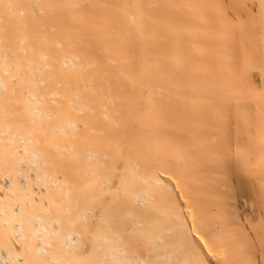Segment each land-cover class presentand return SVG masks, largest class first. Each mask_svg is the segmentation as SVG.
Instances as JSON below:
<instances>
[{
    "label": "bare ground",
    "instance_id": "obj_1",
    "mask_svg": "<svg viewBox=\"0 0 264 264\" xmlns=\"http://www.w3.org/2000/svg\"><path fill=\"white\" fill-rule=\"evenodd\" d=\"M35 1L37 2V4H38V2H40L39 5H40L41 9H43V7L46 9V10L43 9V12L47 11L46 12L47 15L45 13L46 16H48L49 13H52V16H53V12L56 13V15H58L60 13L62 16V14H66V12H67V16H68V14L73 15V16H71L72 18L77 17V16H78V18H83L82 24H84L87 20L91 19V21L86 23V25H88L89 28H86L87 26H85V28H86V31H85L86 38L85 39L86 40H83L84 44L81 45L82 40L79 41V43H78V45L80 44L81 46L85 45L84 49H86L85 51L87 52L86 55L84 52H81L84 54L82 56V59L80 58L81 56L79 57V55H77V57H79V59L82 61H79L77 59V57H76V59H74L76 56L75 53H73V54H75V56L73 58L69 55L71 50L70 49L67 50V48H66L67 46L65 45V41L67 40V38H66V40L64 39V44H63V42L60 43L61 45L59 44L61 46V49H62L61 52L65 51V50H63L64 45H65V48L68 52L67 56L65 55L66 53H63L65 55L64 57L61 56L63 58V62L60 61L61 59L59 60V58L57 57L58 55H56V52L58 53V51H59V48H58L59 45H57L58 43L56 42V45H57V47L55 46L56 51L55 52L53 51L54 46L51 50V52L55 53L54 55L56 57H54V59L58 58V60H59L58 64L60 63V65H58V67L63 65V63H64V65H67V66L70 65L71 67H74L73 69H76L77 72L73 71L74 72L73 76L75 75L77 78L80 79L79 81H76L77 86H78V82H79L81 84V85L79 84L81 87L79 89H82V88L84 89V90L82 89V91L87 92L89 89V91L93 92V93L92 92L90 93V94H92V96L96 93V96L94 95V97H93L94 101L97 100L99 102L100 100H102V103L100 102L97 104L100 105V104H103V102H108L110 104V107L108 110L111 114L110 117L113 116L114 119L119 117L118 119L120 120L121 116L118 114L123 115L124 118H125V115H127V118H125L123 120L124 125L127 121L128 122L130 121L129 122V124H130L131 120L133 119L130 128L133 127V129H134V126H136L135 128H137V129L139 128V129H138V131L135 129L137 131V134L136 133H135V135L132 134V136H131L132 142L134 140L133 136L139 137L140 131H141L142 135H140V137H139L140 139H138V137H137L138 141L139 140H142V141L146 140L145 142L143 141L144 144L142 141H140V145L141 144L142 145L139 146V142H137V139L135 138V140H136L135 143H137L140 154L142 155L140 157V155L138 153L139 157L138 158L136 157V159L134 156L132 159L130 157L132 154L134 155L138 152V148L135 147V143L132 145L130 144V145H131V147L134 145V148H137V151L134 153H133V151H132V153L128 152L130 154L129 156H128V153H127V156H125L126 152H125V149H123V147L121 149H123L125 153H123V151L121 149H119V151H117V149L114 150L115 146L113 147V150L115 152L113 151L112 152L113 154H111V152H110V158H109V161H110V171H109L110 172V179L112 180L111 177H113V179H115V181H116V182L114 181L115 183H113V181L110 180L111 181L110 186H108V187H110L109 189H110V195H112V199L114 197V200H113L114 205H111V207H110V252L107 253L108 254L107 257H109V259H110V264H264V229H263L264 227L262 228V226H261L262 224L264 226V221L260 218L262 224L259 225L260 220L259 221L257 220V218L264 215V172L260 170V169H262L261 168L262 166L259 163L254 162L251 158H246V160L245 159L241 160V162H239L238 159H237L238 161H234L235 159L233 156H240L242 153V149L240 148L239 145L232 144L233 142L230 140V138L228 136L229 132L228 131L226 132V128H225L229 122L227 121L228 122L227 123L223 119V116H222L223 114H225L224 113L225 109H226V111H229L228 110L229 108L226 105V101L228 100V98H230L228 96L234 94V91H235L234 89L237 88L236 91L238 94L242 93V92L239 93L241 84H239L238 87L236 86L234 88V86H231L232 84L229 81H226L225 83L224 82L220 83L218 80L217 81L218 83H216V82L214 83V80H213L210 83H208V81H207V83L204 82L203 84H205V85H202V84H200V82L195 81V78H194L195 76H192V73H190L188 71V70H190L189 69L190 68L189 62L188 61H186L187 63L185 62V60L188 58L187 55L190 56L189 51L185 53V57L182 60L183 67L186 65L184 67V69L182 67V63L180 65L181 67H179V68L176 67L175 62L172 63L170 61V63H166L167 60H170L171 58L175 59L174 56L171 55L173 53V51L168 50V49L172 48L173 46L170 47L168 45L170 47V48H168V46L166 45L167 49L165 47H163L161 39H159L157 37L160 35L159 31L157 30L158 31L157 32L153 26H148V25L151 21V17H155L157 20L154 19V21H158V17L156 14L157 12L154 13V11H156L157 9L160 11V6L161 5L163 6L164 2H165L164 5H167V3L170 2V0H169V2H168V0H150V1H148V2H155V4H153V5H155V8H154V11H152V12H150L151 7H149V10H148V6L150 5V3L148 5V2H146L147 0L146 1L145 0H59V1H61V3H62V1H64L62 3L63 6L65 3V9L61 8V10H60L61 12H59V13L57 12V9L58 8L60 9V7H61L60 6L61 3L59 4V1H57L58 5H54V6H52L51 4H54L53 1H55V0H53V1H51V0H33V2H35ZM48 1H50V3L52 2L51 4L49 3L51 6L48 4ZM166 1H167V3H166ZM183 1H186V4H187L188 0H183ZM183 1H182V3H183ZM31 2H32V0H0V6H2V5L6 6V8H5L6 11H7V9H8V11L10 10L9 12L12 11L13 12V13L11 12L12 15H15V13H16L17 20L15 19V16H12V18H14L13 20L16 21L14 23L15 24L14 27H15V26H18V24H17V21L19 20L18 17L20 19H22L21 17H23L22 20H24L25 18H26V20H27V18L30 19V15H28L29 13L27 11H28V8H29V10L33 8L32 5H34V4L30 5ZM190 2L191 1H189V3ZM156 3L159 4L158 7H156ZM170 3H172V2H170ZM21 5L23 7H21ZM170 5H172V6L174 5V7H175V1H174V4L172 3ZM55 6H56V8H54V11L51 12L52 7H55ZM58 6H60V7H58ZM168 6H169V4L167 6L161 7L162 12L166 11V8L169 9ZM172 6L170 7V9L172 8ZM24 7L27 10L24 9ZM40 7L38 8V10L40 9ZM46 7L47 8L51 7V8L47 10ZM2 8H4V7H1V12H2ZM33 9H32L33 11H38V10H35V8H33ZM59 9H58V11H59ZM25 10L27 13L26 16H24ZM32 10H31V12H32ZM49 10H50V12H48ZM174 10H175V8L173 10L168 11V12L166 11L168 13V15L166 14V18L168 20L174 21ZM6 11L4 12L5 15H6V13H7V15L8 14L10 15V13H8V11L7 12ZM64 11H66V12H64ZM202 12H203V9H202ZM4 13L2 12V15ZM34 13H36L34 15H37V12H34ZM38 13L40 14V12H38ZM163 13L165 15V12H163ZM39 14L37 15V17L41 15V14L40 15ZM49 16H48L47 20L49 19ZM67 16H65V17H67ZM198 16H199V14H198ZM200 16H201V14H200ZM63 17H64V15H63ZM202 17H200L201 21H202ZM12 18H10L11 21H12ZM88 18H90V19H88ZM2 19H4V18H2ZM2 19H0V23L2 22V24H0V26H1L0 31L1 32L4 31V30H2V26L4 29L6 27V30H7V28L9 29L12 27V29H13L12 34H13V31L15 30V28H13V25H11V26L9 24L7 25V23H4V21H2ZM6 19H8V18H6ZM77 19H76V22L78 21ZM95 19H97V20H95ZM40 20H42V18ZM62 20H63V18H62ZM64 20H66V18ZM64 20H63V22H64ZM69 20H73V19L70 18ZM94 20L96 22H94ZM207 20H209V19H207ZM30 21H32V20H30ZM147 22H148V25H146ZM204 22H208V21H206V19H205ZM22 23L20 24L21 27L23 26ZM171 23H173V22L168 23V28L171 29V31H172L174 29V23L173 24H171ZM26 24L28 25L29 23H27V21L25 22V20H24V26H26ZM153 24L154 23H152L151 25H153ZM158 24L159 23L155 22L154 25L159 26ZM63 25L65 26L66 24L63 23ZM78 25H79V23H78ZM77 26H75L74 28H76ZM80 26L81 25H79L78 27H80ZM18 27H17V29H18ZM26 27H24L25 29L23 27L21 28V29H24L23 31H25V32H23L20 28L19 29L21 31L20 30H16V31L26 33L27 32L26 30L28 29V28L26 29ZM71 27H72V24H71ZM149 27H151L153 30L149 29ZM54 28H56V27H54ZM85 28H84V30H85ZM29 29H30V27H29ZM29 29H28V33L30 32ZM65 30H68V31L71 30L72 31V28H70V29L65 28ZM150 30H151V34L152 33L155 34V32H156V34H158V35L155 34L156 36L155 35L150 36V34L149 35L146 34V31L150 32ZM154 30H155V32H154ZM51 31H52V34H54L56 36V33H53L55 31V29H53ZM75 31H77V30L75 29ZM78 31H80V30H78ZM46 32H47V29H46ZM72 32H74V31H72ZM89 32H90V34H88ZM4 33H6V32H3L2 34H0V40L2 38V41H3V43L1 42L2 45L0 44L1 45L0 47L4 46L8 42V41H5V40H7V38L9 40V37H7V38L4 37L5 40L3 39ZM8 33H9V31H8ZM47 33H46V35H47ZM69 33H68V35H69ZM76 33H78V32H76ZM82 33H84V32L82 31ZM82 33H81V35H82ZM33 34H31V35H33ZM35 34L37 35L38 33H35ZM49 34H51V33H49ZM66 34H67V32H66ZM87 34H88V36H90L88 39H87V37H88ZM1 35H3V36H1ZM9 35H11V34H9ZM29 35H28V40H29V38H31V36L29 37ZM41 35H42V33H41ZM54 35L52 36V38H54ZM18 36H19V34H18ZM21 36L22 35L20 34V37ZM57 36L59 37V35H57ZM20 37H19V40L16 39V43H14V41H15L14 39H13L14 41H12V39L10 40L11 43L9 42V45L16 44V46L18 47V48H16V50L18 49L17 51H15V48H13L15 46L12 47V45H11V47H9V46L7 47V44L4 48L3 47L0 48V83H1V85H4V82H7V81H13V80L15 81V79H16V83H17V81L19 83V81L22 82L23 80H29V79H32V80L35 79L36 80V77H37V79L41 80L40 76L39 75L37 76L38 72L41 70V67L37 68L39 66H36V64H35L36 67L34 65L33 66L30 65L31 64L30 61H32V59L29 58L30 57L29 51L32 49L33 44L31 45L30 42H27L26 36H23L22 38H20ZM83 37H82V39H84ZM13 38H14V36H13ZM56 38L57 37H55L54 39H56ZM51 39H48V40H50V42H51ZM38 40L41 41V39H39V38H38ZM72 40H71V42H72ZM4 41H5V44H4ZM43 41H45V40H43ZM54 41H56V40H53L51 43L53 44ZM58 41L60 42V40H58ZM33 42H34V38H33ZM48 43H49V41H48ZM186 43L188 44V42H186ZM43 44H44V42H43ZM52 44H47V45H49L50 49H51ZM62 44H63V46H62ZM75 44H76V41H75ZM170 44L172 45V41ZM189 44H190V42H189ZM41 45H42V43H41ZM39 46H40V44H39ZM76 46H77V44H76ZM42 47H41V53L44 54L42 52V51H44V50H42ZM5 48L6 49L8 48V49L6 50ZM47 48H48V46H47ZM78 48H79V46H78ZM37 49H38V47H37ZM44 49H45V46H44ZM57 49H58V51H57ZM84 49H80V51H83ZM38 50H40V49H38ZM73 50H74V48L72 49V51ZM18 51L21 52L22 57L27 56V58L30 59L29 62H25L27 60L21 59V56H19ZM76 51H78V50L76 49ZM168 51L171 53L170 55H169ZM25 53H27V54H25ZM45 54H47V53H45ZM58 54H60V53H58ZM215 55H217V54H215ZM34 57H36V56H34ZM49 57H50V55H49ZM217 57H219V56H217ZM38 59H39V57H38ZM43 59H45V58H43ZM51 60L49 59L48 62H50V63H48V62L47 63L52 65L51 68L53 69L52 71L54 72V68H53L54 62H53V60L52 61ZM210 60H213V59H210ZM34 61H35V59H34ZM52 62H53V64H52ZM184 62L186 64H184ZM56 63L57 62L55 61V64ZM32 64H33V62H32ZM44 64H45V60H44ZM47 65H46V67L44 66V69L45 68L47 69L50 67V66L47 67ZM70 66H69V68H70ZM63 68H65V67L63 66ZM67 70H68V67L64 72L65 74H66ZM69 71H71V69L68 70L67 73ZM186 71H188V72H186ZM190 71L192 72V69ZM47 72H48V69H47ZM43 73H45V72L43 71ZM57 73L58 72H56V75L54 74V76H56V77L54 78V76H53V79H56L58 77ZM59 73H61V72H59ZM77 73H79V74L82 73V74L81 75L78 74L79 75V77H78ZM188 74H191L192 78ZM194 74L195 73H193V75ZM61 75L59 76L60 77L59 82H61V78H62ZM41 76H43L42 73H41ZM62 76L63 77L66 76L67 78L65 77V79L70 80V78H68V75H65V76L62 75ZM207 76L208 77L210 76L209 72H208ZM207 76L205 77L206 79L208 78ZM71 77H72V75H71ZM76 77H74V78H76ZM189 77H190V79H189ZM48 78L50 79V77H48ZM44 79H45V76H44ZM35 80H33V81L35 82ZM66 80H65V82H66ZM72 80H74V79H72ZM14 81L12 83H14ZM42 81H44V80H42ZM42 81H40V82L43 83ZM93 81L95 82V85H94ZM62 82H63V80H62ZM69 83L72 84V82H69ZM61 86H64V85L61 84ZM91 86H93V87H91ZM66 87H67V85H66ZM0 88L6 89L5 85L1 86ZM67 88L63 87L62 90H65V93H66V92L70 91V90L67 91ZM79 89H76V91H79ZM37 91H39V89ZM76 91H75V94L76 93L78 94L79 92H76ZM241 91H243V89ZM37 93H39V92H37ZM37 93L31 91L28 94L29 100H32V101L28 100L29 103L30 102H33L36 104L41 103L42 100H39V98H37V97L41 98L42 95L38 94L39 95L38 96ZM81 93H83V92H81ZM61 94H62V92H61ZM90 94L88 93V97ZM65 95H63L64 98H66ZM70 95H72V92ZM212 96H215L216 98L218 97L219 99L221 98L220 101L217 99L220 103L219 107L215 106L216 101L214 102L215 99ZM84 98L85 97L82 96L83 100H84ZM222 98H224L223 103L226 106L221 103ZM3 99H5V98H3ZM43 99H44V97H43ZM72 99H74V98H72ZM72 99H70V100H72ZM77 99L80 100L81 98L77 97L76 100ZM93 99L91 98L90 100H93ZM7 100H8V98H7ZM76 100H74V101H76ZM105 100H107V101H105ZM14 101H15V98H14ZM68 101H69V98H68ZM43 102H44V100H43ZM96 102L92 101V103H96ZM8 103L10 104V102H8ZM33 103H32V105H34ZM80 103L81 102H79V106H82V105L83 106L79 108L81 111H78V112H82V109H84V111H85V109H87L86 111H88V110H91V111L94 110L95 111V109H93V107L91 105L90 106L92 107V109L88 108V107H90L88 105L89 103L88 104H85V102H82V104H80ZM2 104H3V102H2ZM74 104L77 105V107H78V104H76V103H74ZM74 104H73V106H74ZM55 105L57 107V104H55ZM106 105L107 104H105V106ZM108 105H107V107H108ZM3 106H5V105L3 104ZM11 106L12 105H10V107ZM73 106H71V107L73 108ZM93 106H94V104H93ZM10 107H9V105H6L5 107H3V110L5 108H7L4 111H2V112H4L3 114H5L6 111L8 112V108H10ZM43 107L46 108L47 111L42 112V113L45 114V118L48 120L51 118L50 112L52 113V111H49L48 107L47 106L45 107V105ZM100 107L102 109V106H100ZM222 107H224L223 108L224 110L222 109ZM225 107H227L228 109ZM12 108H10V109H12L13 112H10L11 110L9 112L11 114L14 113V115H15L14 111H16V110L14 109L13 106H12ZM32 108H33V106H32ZM38 108H40V105L38 106ZM38 108H36V109L33 108L32 110H30V115H31V113H33L32 114L33 116L34 115L37 116L35 114L37 112L38 113L37 117L39 118L40 114H41V110L39 111ZM97 108H96V111H97ZM53 109H54V107H53ZM75 109H77V108H75ZM258 109H259V112H262L260 114L262 117H257V120L256 121L252 120V122L256 123L260 129H262V128L264 129V105L262 107H259ZM72 110H74V108ZM237 110L238 111H235V110L234 111L236 113L239 112L242 114H245L244 112H248V111L241 110L238 108H237ZM25 111H28V110H25ZM9 112H8V114H10ZM20 112H22V110ZM175 112L178 113L179 115H177ZM83 113L85 114V112H83ZM102 113H103V111H102ZM113 113H115V114L117 113L118 116L115 115L116 116L115 117ZM8 114L6 117H5L6 114L3 116L6 119H8V121H9L10 117ZM104 114H105V112H104ZM174 114L177 115L176 116L177 119L175 121L176 123L175 122H174L175 124L172 123V126H171V124H168V126L170 125L169 126L170 132H169V129L167 130L168 126L165 123H166L167 118H168L167 123H171L170 122L171 120L169 121V117L174 116ZM180 114L182 115V118H184V119L180 120V118H178L179 116L181 117ZM215 114H217L218 118H221L223 120L220 121L221 120L220 119L219 120L220 122H219L218 118L216 117ZM128 115L131 116V118L134 116V118L131 119ZM21 116H22V114H21ZM21 116L19 115V117H21ZM166 116H167V118H166ZM214 116L216 117L215 118L216 120H214ZM225 116L226 115H224V117ZM41 117L43 118L44 116L41 115ZM128 117L130 119H128ZM176 117H172V118H176ZM5 118H2V119L4 120ZM26 119H28L29 121L31 120L30 117L26 118ZM46 119H44V120L41 119V120L43 122H45ZM163 119L165 122L163 121ZM24 121H25V119H24ZM179 121L181 123L180 124L178 123L179 124L178 126L180 127V129H182V131H185V132H186V130H184V129L186 126V129H188L187 130L188 132L186 135H188V133H189L190 136H187V137H188V139H189V137L191 139L190 143H189V149H188V151L190 150V152L186 151V153L184 155L182 154L181 156L185 157V155H186L187 157L185 159H187L188 157H190V158H188L189 161H186V160L182 159L183 157L182 158L179 157L180 155H176L174 157L178 158V160L180 159L181 162L178 161L176 158H175V162H173L174 160H172V159H174V157L172 155H174V154L171 155V153H169V151L166 153V150H167V147L169 146L168 144L170 143V141L172 142V140H171V139H173L172 134L175 132L174 130L176 129L177 122H179ZM184 121H185V123H184ZM53 122H54V120H53ZM118 122L116 123L113 121L114 124L115 123L119 124ZM172 122H173V120H172ZM221 122H223V123H221ZM224 122L226 124H224ZM45 123H43V126L45 125ZM182 123L184 124V126L181 125ZM40 124H42V123H40ZM121 124H122V122L120 123V125ZM133 124H135V125H133ZM218 124H223V126L218 125ZM30 125L32 126V124H30ZM45 126L48 127L47 125H45ZM51 126H53V124ZM58 126H57V128H58ZM72 126L68 125L66 127L68 129ZM90 126H92V125H90ZM161 126L162 127L164 126V130ZM173 126L175 129L173 128ZM218 126H220V127L217 129H214V127L216 128ZM160 127L162 130L160 129ZM223 127H224V131H225L224 133H226L225 135H221V133L223 131L219 130L220 128L223 129ZM126 128H128V125L126 126ZM171 128L174 131L172 134H171V131H172ZM0 129L2 131V132L0 131V139L1 138L6 139L7 137H10V136H8L9 134H11L12 137L16 136V134H14V133L12 134L11 132H9V130L7 128H5L3 130V127H0ZM39 129H40V127H39ZM41 129H42V127H41ZM65 129L66 128H65V124H64L63 127L61 125L59 127V129H57V130L63 131ZM180 129H178V130L176 129V131L179 132ZM115 131H117V130H115ZM161 131H163V132H161ZM182 131L180 130V134H182V140H183L185 133ZM219 131H220V138L217 139V137H219L217 135V134H219ZM5 132H6V134H5L6 136L4 135ZM7 132H9V134H7ZM94 132H96V131H94ZM117 133H118V131H117ZM121 133H122V131H121ZM183 134H184V136H183ZM115 135H116V133H115ZM142 136H143V139H142ZM179 137L180 136H177V137L175 136L176 140L175 141L173 140V142L178 141V144H179V141H181V140H179ZM187 137L185 136L186 140L188 141ZM212 137H214V140L217 139V147L218 148L216 147V145L214 146V144H216V142H214V140L211 143ZM221 138H222V140L219 141V139H221ZM167 140H170V141L165 142ZM28 142H32V140H30ZM173 142H172L171 146H169L168 148L173 146ZM184 142H185V140L180 142V145H181V146L179 145L180 148H182V147L184 148V145L187 144V142L186 143H184ZM218 143H219V145H218ZM123 144H125V143L123 142ZM165 144L168 146H165ZM23 145H25V144H23ZM174 145H175V143H174ZM28 146H29V144H26L25 145L26 150H22L21 152H24L25 155H27L29 157V159L31 161L28 160V157H27V160H28V163L30 162V164H31L33 158L35 157L36 159H38V157L40 156L41 153L39 154L38 150L33 151L32 153H29L30 150L27 149ZM110 146H112V145H110ZM164 146H165L166 150L164 149ZM99 147L102 148V146H99ZM124 147H125V145H124ZM126 147H127V144H126ZM115 148H117V147H115ZM215 148H217V149H215ZM158 149H160V150H158ZM110 151H112V150H110ZM159 151L161 152V154L164 151L163 154L166 153V156H168L170 154L173 158L171 156H169L170 158L167 157V159H166L165 155L162 156L161 154H159ZM21 152L19 153L20 156H21ZM24 153H23V155H24ZM187 153L189 156L187 155ZM230 153H232L233 156H231ZM138 155H136V156H138ZM88 157L91 158V159L89 158L90 162H91V160H93L92 158L96 159L98 157L97 158L98 161H99V159H101V157L98 156V154H96L95 152L94 153L89 152ZM222 157L224 159H221ZM231 157H232V159H231ZM140 158H141V161L139 162ZM14 159H16V158H14ZM25 159H24V161H26ZM81 159H83V158H81ZM220 159L223 161H221ZM86 161H87V157H86ZM128 161H130V162H128ZM46 162L47 161L45 160V163ZM96 163L95 164L98 166V168H100L99 167L100 163H98L97 160H96ZM120 163H121V166L123 165V167L120 166ZM126 163H127V165H125ZM24 164L26 166L27 163L25 162ZM32 164H34V162ZM39 164H41V163H39ZM48 164H51V163H48ZM118 164L123 169V171H118L119 170V168L117 167ZM27 165H29V164H27ZM34 165H32V166L34 167ZM40 166L41 165H39V168L34 167L35 168L34 171L35 170L36 171H35V173H33L34 171L32 172L33 173L32 177H34L36 181L41 183L42 181L47 180L46 179L47 176L45 175L46 177H44V175H40L41 174L39 171L41 169ZM43 166H44V163L41 167L43 168ZM45 166H44V168H45ZM33 167H31V168L33 169ZM96 167L94 169H96ZM29 168H30V166H28V169L26 168L27 172H28ZM62 168H63V166H62ZM125 168H126V170H125ZM43 169H41V171ZM11 170H12V168H11ZM48 170H50V169H48ZM30 172H31V170H30ZM102 172L97 173L95 171V175L97 174L99 176H97V177L94 175H92V176H94L95 179H97V181L98 180L100 181V179H103V176H102L103 173ZM25 173H19L18 178H20V176H21V178L19 180H21V182H22L21 183L19 181V184L21 183V185L23 187V191H24V189L29 191V189H30L29 187H31V184H30V181L28 183V180H30V179H26L27 176H25V175H27V174H25ZM101 173H102V175H101ZM12 174L8 178L7 182H6V178L3 177L1 179V177H0V184L2 182V184H1L2 186L0 187V191L2 190V192H4V193L0 192V244H1L0 246L4 245V247H5V248L0 247V260H2V259L6 260L5 258H9V260L11 261L10 264H17V263L18 264H34L35 262H36L35 264H45L46 259H47L46 256H49L48 258H50V260L52 258V260L49 261V263L47 261V264H50V263L53 264L52 262H54V264H56L55 262H57V261H58L57 263L63 264V260H65V264L66 263L68 264L70 262V260L68 261V260H66V258L65 259L61 258L62 256L60 254L59 255L61 257L58 256L56 259H54V261H53V258L56 257L57 253H61V251H63V248L67 252L73 251L72 253L79 250L80 249V243H81V242L79 243V239H80L79 235L80 234L76 233L74 235V231H72V234L74 236L71 234L70 235L68 234L69 235V237L67 236L68 241H67V239H65L68 243L64 242V243H66V245H65V247H61L62 250H60V248H59L60 252H58L59 251L58 249H55V251L52 250V248H54V245L56 244V243L53 244L52 240H54V236L59 235L58 231H60L62 229V227L64 226L62 224H65L64 222H65V220H68V218L65 219V217H63L64 222L61 221V223H62L61 224L62 227H61L60 222H59L60 218L57 219L58 218L57 217L56 218L57 221L54 220L56 222V223L54 222L55 223L54 227L56 229L61 227L60 230L57 229V231H55L53 229L54 228L53 227L51 229H53L54 231L53 230L49 231V229H48V226L50 225L49 223H50V221L53 222V220L49 221L50 218L48 219L49 222L47 221V223H46V221H45V223H43L44 222L43 216H42V218H43V221H42V219L39 217L41 215H38L39 218H37V215L35 216L32 214L34 217L29 215L31 217H29L28 220L33 219L34 222H31V220L27 221L26 218H25V222L21 221L22 218L21 219L18 218V216L21 215V213H22V215L24 214L22 212L23 208L21 206L15 207L13 210V214H12V212L10 211V207H9L10 205L9 204L10 203L13 204V203L7 202V198L9 195L7 197H4L5 199L2 198V195L5 196L6 189H7L8 194H10L11 196L14 195L13 192H14L15 186H16L14 181H15V177L17 179V176H14V173H12ZM46 174H48V173L46 172ZM61 174H62V172H61ZM89 174H91V173H89ZM112 174H115V176L117 175L116 177L118 178V180H116L117 178H115ZM73 176H74V174H73ZM52 177H54V176H52ZM57 177H58V175H57ZM64 177L60 176L59 179L57 178V181H55V180L52 181L50 179L47 181L49 182V184L51 183L50 185H52L54 183H56V185H57V183H58L61 186V184H64L66 182V181L64 182V180H62ZM34 178H32L33 181H34ZM89 178H91V177H89ZM4 179H5V184L3 183ZM64 179L67 180L66 178H64ZM24 180H27V181L25 182ZM92 182H93V179H92ZM89 183H90V179H89ZM29 184H30V186H29ZM18 186H17V188H18ZM88 186H89V184H88ZM130 186L132 188H129ZM49 187H50V190L52 191L53 186H52V188H51V186H49ZM71 187L73 188V186H71ZM134 187H136V188H134ZM17 188H16V192L22 191L21 187H20V190L18 188L19 191L17 190ZM46 189L47 188L43 187V185H42L41 189L39 188V186H37L35 189L37 191V195H36L35 194L36 191L33 190V187L31 188L30 192L35 191L34 193H32V194H35V198H36L35 203H36V201L38 204L41 203L38 201H41V198L43 199L44 197H42L43 195L41 196L40 193L42 194ZM67 189H68V186H67ZM78 189H79V187H78ZM83 189H84V187H83ZM53 190H54V188H53ZM58 190H59V188H58ZM7 193H6V195H7ZM20 194H22V193L20 192ZM64 194H65V192H64ZM84 194H85V192H84ZM62 195L63 194H61V196ZM30 196L28 198H30ZM56 196L58 197V194ZM9 198H10V196H9ZM32 198H33V195H32ZM25 202L28 203L27 200ZM42 202H43V200H42ZM60 202H61V200H60ZM67 202H69V200H67ZM21 203H18V204L14 203V204L19 205ZM45 203H48V202H45ZM28 206H30V205H28ZM33 206H32V211L34 209ZM57 206H59V204L56 205V207ZM12 208H13V206L11 207V210H12ZM45 208L48 209V206ZM45 208H43V209L45 210ZM68 208L69 207H67V208L65 207V209H68ZM24 210L26 212L28 211V210H26V208ZM30 210L31 209H29L28 212H30ZM87 211L91 213L92 210L89 209ZM88 212H87V214H88ZM45 213H47V212H45ZM84 213H83L82 217L80 215L81 219L83 217H85ZM25 215H26V213L24 214V217H27ZM49 215H52V214L50 213ZM78 215H79V213H78ZM100 216H101V214H100ZM46 217H48V216H46ZM70 217H71V215H70ZM95 217L93 214V218L96 221ZM54 218H52V219H54ZM71 219H72V217H71ZM254 219H256L257 223L255 222ZM73 220H75V219H73ZM99 220L100 219H98L97 222ZM95 221H93V222L95 223ZM101 223H100V225H102ZM100 225L98 224V226H100ZM102 226H100V227L102 228ZM257 226H258V228H257ZM259 226L261 227V229L263 231V233H262L263 237L261 238L263 240L260 239V237L262 236L261 235L262 231H260L261 229H259ZM80 227H81V225H79V228ZM33 229H34V233L37 234V237L39 236L38 238L37 237H35V238L39 239L40 241L35 240V238H34L31 243H34L36 241L35 245L34 246L32 245L33 246V248H32L31 246L29 247V244H28L27 251H25L26 249H23L24 248L23 246L21 247V249H23L25 251V253L27 252V256H28L29 252H30L29 253L30 257H31V255H33L34 259H33V257H32V259L34 261L31 262L30 257H28L29 260H27V257H25L23 255V253H21L23 250L19 251L20 249H18V244L16 245V242L14 240L12 242V245L14 246V244H15V246H16L15 247L16 251H14V252H13L14 249L12 250L13 247L11 249L9 248L11 246L9 244V242L11 241V238L12 239L14 238L15 240L17 239L18 241H20V243L22 240H26V243H29L30 242L29 240L32 239L33 236H35L34 233H33V236L31 235L32 234L31 230H33ZM258 229H259V231H257ZM28 230H30V235L32 237L31 236L29 237ZM44 232H46V233H44ZM44 234H46L45 237H44ZM97 235H98L99 239H102V240L108 239L107 237L102 238L103 236L99 235V233ZM47 237L49 239H51V241ZM59 237H61V236H59ZM59 237H57L56 239L58 240ZM59 239H61V238H59ZM47 240H49V241H47ZM54 242H56V240H54ZM23 243H24V241H23ZM23 243L21 245H24ZM100 248H102V246L99 244L98 249H100ZM17 250L20 253H18ZM52 251L54 253H56V252L57 253L54 254ZM50 253H51V255H50ZM3 254H5V255L2 256ZM39 256L40 257L43 256L42 257V259H44L43 262H41L42 259L39 260V258H40ZM35 257L38 258V260L35 261V259H36ZM63 257H65V256H63ZM18 259H22L23 261L19 260V262H21V263H19ZM55 260H57V261H55ZM66 261H68V262H66Z\"/></svg>",
    "mask_w": 264,
    "mask_h": 264
},
{
    "label": "rangeland",
    "instance_id": "obj_2",
    "mask_svg": "<svg viewBox=\"0 0 264 264\" xmlns=\"http://www.w3.org/2000/svg\"><path fill=\"white\" fill-rule=\"evenodd\" d=\"M51 1H53V0H51ZM57 1H59V0L53 1L54 4H51L52 2L50 3V1H48V4L50 3L52 6L58 5L57 4L58 3ZM148 1H150V0H147L146 2H148ZM174 1H175V7H174V5L173 6L170 5L172 3L174 4ZM174 1L173 0H170V2H172V3H170L169 0H168L169 3H167V1H166L167 5L169 4V6H168L169 9L166 8V11L167 12L170 11V10H173L175 8V10H174V21L173 20H168L166 18V14L168 15V13L166 11H163V12H165V15L162 12L161 7L167 6V5H164L165 4L164 1H163L164 2L163 6L162 5L160 6V11L157 8H156L157 10L155 9L156 11H154L155 5H153V4H155V2H148V5L150 3V5L148 6V10H149V7H151L150 8L151 9L150 12H152V11H154V13L157 12L156 14H157V17H158V21H154V19L155 20H157V19L155 17H151L150 23L151 24L152 23L155 24V22H157V23H159L158 24L159 26L154 25V24L151 25L150 23L148 25V22L146 23V25L153 26L156 31L157 30L159 31V34H160L159 36L160 37L159 36H157V37L159 39H161L162 46L163 47H165L167 49V46L168 45L170 47L173 46L172 48H170L168 46V48H170L168 50L169 51H173L172 54L169 51H168V53H169V55L170 54L173 55L175 59L171 58L170 60H167L166 63H170V61L172 63L175 62L176 63L175 65L178 68L181 67L180 65L182 63V67H183L182 60L185 57V53L189 51L190 52V56L187 55L188 58L186 57L187 59L185 60V62L186 61L189 62V67H190L189 69L190 70L192 69V72L190 70H188V71L190 73H192V76H195L194 77L195 78V81L200 82V84H202V85H205V84H203L204 82L207 83V81H208V83H210L213 80H214V83L215 82L218 83L217 82L218 80H219L220 83H222V82L225 83L226 81H229L232 84L231 86H234V88L236 86L238 87V85L241 84L240 90H239L240 92L239 93H241V92L242 93L241 94H238L237 91H236L237 88L234 89L235 90L234 91V94L228 96V97H230V98H228V100L226 99L227 100L226 101V105H227V107L229 109L227 107H225V108H227L229 111H226V109H225V112H224L225 114L222 115L223 116V119L226 122L227 121L229 122V123L227 122L228 123L227 126L225 125L226 127L225 126L224 127L226 128V132L227 131L229 132V135L228 136H229L230 140L233 142L232 144L239 145L240 148L242 149V153H241L240 156H233L232 153H230V154H231V156L234 157V159H235L234 161H238L239 160V162H241V160H244V159L246 160V158H251L254 162H257V163H259L262 166L261 167L262 169H260V170L264 172V129L263 128H262L263 130L260 129L256 123H253L252 122V120H255L256 121L257 120V117H262L260 115L262 112H259V109L258 108L259 107H262L264 105V0H188L187 1V4H186V1H183V0H182L183 3L185 2L184 4L182 3L181 0H174ZM189 1H191V2L189 3ZM63 2L64 1H62V3ZM60 3H61V1H59V4ZM32 4H34V5H32ZM39 4H40V2H38V4H37L36 1L33 2V0H32V2H31L30 5H32L33 8H35V10H38V8L40 7ZM61 4H60L61 7L58 6V7H60V9L57 7L59 9V11L57 9V12L58 13L61 12L60 11L61 8L62 9L63 8L65 9V3H64V6H63V4L62 5ZM158 5L159 4L156 3V7H158ZM171 6H172V8L170 9ZM1 7H4V8H2V12L4 13L6 11V9H5L6 6H3V5L0 6V12H1ZM21 7H23V6L21 5ZM50 8H47V10L50 9ZM54 8H56V6L55 7H52V9H51L52 11L51 12L54 11ZM24 9H26V8L24 7ZM32 9L29 10V8H28V11H27L29 13L28 15H30V19L29 18H27V20H26V18L24 19L25 22L27 21V23H29L28 25L26 24L27 27L24 26V20H22L23 17H21L22 19H20L18 17V19L20 20V21L18 20L19 22L17 21V24H18L19 27L18 26H15L14 27V25H15L14 23L16 21L13 20L14 18H12V16H15V19L17 20L16 13H15V15H12L13 12L12 11H11L12 13L9 12L10 10L8 11V9H7V11H8V13H10V15L9 14L7 15V13H6V15H5V13L2 15V12L0 13V17H1L0 19L4 18L5 20L2 19V21H4V23H7V25L9 24L10 26L13 25V28H15V30L13 31V34H14L13 35L12 34V30H13L12 27L9 28V29L7 28V30H6V27L4 26L5 27V29H4L3 26H2V30H4L3 32H6V33H4V36L3 35H1V36H3V39H4V37L5 38L9 37V40H8V38H7V40L4 39L5 41H8L6 43L7 44V47L8 46L11 47V45H12V47L15 46L13 48H15V51H17L18 49L16 50V48H18V47L16 46V44L9 45V42L11 43L10 40L11 39H12V41L15 40L14 43H16V39L19 40L20 34L22 35L20 38H22L23 36H26L27 37V42H30L31 45L33 44V47L30 45L32 47V49H31L32 51L31 50L29 51V53H30V57L29 58L32 59V61H30L31 62L30 65H32V66L34 65L35 66V64H36V66H39L37 68H40L41 67V70L39 71L40 73L38 72V74H37V76L38 75L40 76L41 80L37 79V77H36V80L37 81L35 79H33V80H35V82L32 79H29V80H23L22 82L19 81V83L17 81V83H16V79H15V81L13 80L14 83H12L13 81L4 82V85H5V88L6 89L0 88L1 89L0 90V105L3 102V104L5 106L6 105H9V107H10V105H12L14 107V109L16 110V111H14L15 112V115H14V113L11 114L10 112H13V110H12L13 108L11 106L10 108H12V109L8 108V112L11 110L9 112L11 115L8 114L7 111H6V113H5L6 115H5V114H3L4 112H2V111H4L7 108H5L3 110V107H5V106H3V104L0 106V127H3V130L5 128H7L9 130V132H11L12 134L13 133L16 134V136H13L12 137L11 134H9V132H7V134H9L8 136L11 137V138L10 137H7L8 139L10 138L9 139L10 141L7 138L6 139L5 138L4 139L3 138L0 139V156H1L0 157V174L2 175V176L0 175V177H1V179L3 177L6 178V182H7L8 181V178L11 176L12 173H14V176H17V179L15 177V181H14L15 184H16L15 190L13 192L14 195L11 196L10 194H8L7 193V189H6L7 195L5 193V196L2 195V198L7 197L8 195L10 196L11 199L8 196L7 202H12L13 203V204L10 203L9 204L10 206L8 205L10 207V211L12 212V214H13V210H14L15 207L21 206L23 208L22 209L23 210L22 212L24 214L26 213L25 216H27V217H24V214L22 215V213H21V215L23 217L21 215L18 216V218H20V219L21 218L22 219L24 218L23 220L21 219V221H24L25 222V218L27 219V221H29L31 219L28 220V218L31 217V216L34 217L33 215H35V216L37 215V218L40 217L42 219V221H43V218H42V216H43L44 217V222L43 223H45V221L47 223V221H48L49 218H50L49 221L50 220H53V222L50 221V223H49L50 224L48 226L49 231H51L53 229L55 231H57V229L60 230V228L62 227L61 226V224H62L61 221L64 222V218L63 217H65V219L68 218V220H65V222H64L65 224H62V225H64L62 227V229L60 231H58L59 232L58 233L59 235L54 236V240H56V242H54V240H52V241H53V244L56 243L55 244L56 246L54 245V248H52V250H54V251H55V249H58L59 250V248H60V250H62L61 247H65V245H66V243H64V242H67L68 241L69 235L70 234L73 235L72 234V231H74V235L76 233L77 234H80L79 235L80 236L79 243L81 242L80 243V249H79L80 251L77 250L74 253H72L73 251L72 252H69V251L67 252L63 248V251H61V253H57L56 252L57 255H56L55 258H53V261L58 256L59 257L62 256L61 258H64V259L66 258V260H68V261L70 260V262L68 264H110V259H109V257H107L108 256L107 253L110 252V207H111V205H114V202H113L114 197L112 199V195H110V189H109L110 187H108V186H110V182L111 181H113V183L116 182L115 179H113V177H111L112 180L110 179V172H109L110 171V161H109L110 152H111V154H113L112 152L114 150L117 149V151H119V149H121L122 147H123V149H125V152H126L125 156H127V153L128 152L129 153H132V151H133V153L136 152L137 151V148H138V145H137V143H135V141H136L135 138L137 139L138 136H135V137L133 136V138H134L133 142L131 140V136H132V134H134V135H135V133L137 134V131H138L139 128L138 129L135 128L136 126H134V129H133V127L130 128L131 127V124H132V120H133L132 118H134V116L131 118V116L128 115L132 119L131 120V123L129 124L130 121L129 122L127 121L125 123V125H124L123 120L125 118H127V115H125V118H124L123 115L118 114V115L121 116L120 117L121 118L120 120L118 119L119 117H117L116 119H114L113 116L110 117L111 114L108 111L109 110V107H110V104L108 102H103V104H100L99 105L97 103H100V102L102 103V100H100L99 102L97 100L94 101L93 97H94V95L96 96V93L95 92H94L95 94L92 96V94H90L92 91H89V89H88L89 92L88 91L87 92L86 91H82L83 88L82 89H79V88H81L80 87L81 84L78 82V86H79L78 87L77 84H76V81H79L80 79L77 78L75 75L73 76V74H74L73 71L77 72L76 69H73L74 67H71L69 65L70 66V68H69V66L64 65V63H63V65H61V66L58 67V65H60V63L58 64L59 60L61 59L60 61L63 62V58L62 57H64L65 55L67 56V54H68L67 50H69V49L71 50V52L69 51L70 52L69 55L72 58L76 54V56H75L74 59H76L77 55H79V57L81 56L80 58L82 59V56L84 54L81 53V52H84L85 55H86L87 52L85 51L86 49H84L85 48L84 47L85 45L84 46H81V45L84 44V41L83 40H86L85 39L86 38V36H85L86 35V33H85L86 28H89L88 25H86V23L89 22V21H91V19L88 18L90 20H87V21L85 20L86 22L84 24H82L83 23V21H82L83 18H78V16L72 18L71 16H73V15H69L68 14V16H67V12L64 11V12H66V14H62V16H61L60 13L58 15H56V13L53 12V16H52V13H49L50 16L48 15L49 16V19H48L49 21H48L47 20L48 16H46L47 15V13H46L47 11H44L43 12V9L46 10L44 7H43V9H41V7H40V9L38 11H33L34 9L33 10ZM202 9H203V12H202ZM26 10H25V15L24 16H26V14H27L26 13ZM31 10H32L33 13L31 12ZM34 12H37V15L39 14L38 12H40L41 15L39 14L40 15V16H38L39 18L37 17V15H34V14H36ZM48 12H50V10ZM45 13H46V15H45ZM198 14H199V16L201 14L200 17L203 16L202 17V21H201V18L198 16ZM63 15H64V17H63ZM8 16L9 17L11 16L10 18H12V21L10 20V18ZM65 16H67V17H65ZM6 18H8V19H6ZM41 18H42V20H40ZM62 18H63V20L66 18L67 21L64 20V22H63ZM68 18L69 19L71 18L73 20H69ZM76 19L78 20L77 22H76ZM205 19L208 22H204ZM207 19H209V20H207ZM30 20H32L33 22L30 21ZM95 20H97V19H95ZM95 20H94V22H96ZM169 22H173L174 23V29L172 31H171V29L168 28V23ZM21 23L23 25L22 26L23 28L26 27V29L27 28L29 29V27H30V29H29L30 32L29 33H28V29L26 30L27 31L26 33H23V32H25V31H23L25 28L24 29H21L22 28L21 25H20ZM63 23L66 24V25L64 26ZM78 23H79V25H81L80 27H78L79 26ZM173 23H171V24H173ZM0 24H2V22ZM71 24H72V27H71ZM75 26H77L78 28L77 27L74 28ZM85 26H87V27L85 28ZM17 27H18V29H17ZM54 27H56V28H54ZM64 27L66 29L67 28H69V29L72 28V31H74V32H72L71 30L70 31L65 30ZM83 27L85 28V30H84ZM19 28L23 32H20L21 30ZM0 29H1V26H0ZM46 29H47V32L48 33L46 32ZM53 29H55V31L53 33H56V36L54 34H52V31L51 30H53ZM75 29L77 31H75ZM149 29L153 30L151 27H149ZM16 30H20V31L17 32ZM78 30H80V31H78ZM151 30H150V32H147L146 31V34H148V35L150 34V36L155 35L156 34L155 30H154L155 34H153V33L151 34ZM8 31H9V33H8ZM82 31L84 33H82ZM3 32H1L0 34H2ZM40 32L42 33V35H41ZM66 32H67V34H66ZM76 32H78V33H76ZM90 32L88 34H90ZM35 33H38L37 34L38 36ZM46 33H47V35H46ZM49 33H51V34H49ZM68 33H69V35H68ZM81 33H82V35H81ZM9 34H11V35H9ZM18 34H19V36H18ZM27 34L28 35L30 34L29 37L31 36V38H29V40H28V35ZM31 34H33L35 37L33 35H31ZM88 34H87V36H88ZM53 35H54V38L55 37H57V38L56 39L52 38ZM57 35H59V37ZM156 35H158V34H156ZM13 36H14V38H13ZM82 37L84 39H82ZM89 37L90 36H88L87 39ZM33 38H34V42L35 43L33 42ZM38 38L41 39V41L38 40ZM47 38L48 39H51L52 38L53 40H56V41H54V43L52 44L51 42L53 40L51 39V42H50V40H48ZM66 38H67V40H66ZM64 39L66 40L65 41V45L67 46L66 47L67 50H66L65 45H64V48L65 49L63 48V50H65V51L64 52H61L62 49H61V46H60L61 44L60 43L63 42V44H64ZM43 40H45V41H43ZM58 40H60V42ZM71 40H72V42H71ZM81 40H82L81 45L80 44L78 45L79 41H81ZM5 41H4V44H5ZM48 41H49V43H48ZM75 41H76L77 46L75 44ZM171 41H172V45L170 44ZM1 42L3 43L2 38L0 40V44H1ZM43 42H44V44H43ZM56 42L58 43L57 45L60 44L59 47H58L59 48V51H58V49H57V51L61 55L56 52V55H58L57 57L59 58V60H58V58L57 59H54V57H56L54 55L55 53L51 52L53 46H54V50L53 51L54 52L56 51V47H57ZM186 42H188V44ZM189 42H190V44H189ZM41 43H42V45H41ZM6 44L4 46H2V47L4 48L6 46ZM39 44H40V46H39ZM47 44H52L51 49H50L49 45H47ZM63 44H62V46H63ZM44 46H45V49H44ZM47 46H48V48H47ZM78 46H79V48H78ZM2 47H0V48H2ZM37 47L40 50H38ZM41 47H42V50H44V51H42L44 54L41 53ZM73 48H74V50H73L74 52L72 51ZM76 49L78 51H76ZM80 49H84V50L83 51H80ZM18 53H19V56H21V59L27 60L25 62H29L30 59L27 58V56L24 55L26 57L25 58V57H22L21 52L18 51ZM45 53H47L48 55L45 54ZM63 53H66V54L64 55ZM73 53H75V54H73ZM25 54H27V53H25ZM215 54H217V55H215ZM33 55L36 56V57H34ZM49 55H50V57H49ZM217 56H219V57H217ZM38 57H39V59H38ZM42 57L45 58V59H43ZM47 57L50 60L52 58L54 59V60L52 59L53 62H54V67H53L54 68V72L52 71L53 69L51 68L52 65L51 64H48L50 62H48L49 59ZM79 57H77V59L79 61H82V60L79 59ZM33 58L35 59V61H34ZM210 59H213V60H210ZM44 60H45V64L48 62L47 63L48 65L46 64L47 67L50 66L49 68H47L48 69V72H47V69L46 68L44 69V66L46 67V65L44 64ZM55 61L57 62L56 64H55ZM32 62H33V64H32ZM53 62H52V64H53ZM185 62H184V64L187 63V62L186 63ZM63 66L65 68H63ZM67 67H68V70L71 69V71H69L70 73L69 72L67 73V71H68L67 70L66 71V74H65L64 72L67 69ZM184 67H183V69H184ZM43 71L45 73H43ZM188 71H186V72H188ZM56 72H58L57 73L58 77L56 79H53V76H54V74L56 75ZM59 72H61V73H59ZM208 72L210 74L209 77L207 76L208 75ZM41 73H42L43 76H41ZM193 73H195V74L193 75ZM59 74L60 75L62 74L64 76L65 75H68V78H70V80H66L65 79L66 76L63 77L61 75V77H62L61 78V82H62V80H63V82L62 83L59 82V80H60V77H59L60 75ZM78 74L79 73H77V75ZM81 74H79V75H81ZM71 75H72V77H71ZM79 75H78V77H79ZM188 75H190V77L192 78L191 74H188ZM44 76H45V79L46 80L44 79ZM206 76L209 78V79L207 78L208 80L205 78ZM48 77H50V79ZM55 77L56 76H54V78ZM74 77H76V78H74ZM190 77H189V79H190ZM72 79H74V80H72ZM42 80H44V81H42ZM65 80H66V82H65ZM40 81H42L43 83H41ZM69 82H72V84L69 83ZM93 83L95 85V82L94 81H93ZM61 84L64 85V86H61ZM4 85H1V83H0V87L1 86H4ZM66 85H67L68 88L66 87ZM70 86L71 87L73 86V87L71 88ZM63 87L64 88H67V91L68 90H70V91H68V92L65 93V90H62ZM91 87H93V86H91ZM38 89H39V91H37ZM76 89H79V91H76ZM242 89H243V91H241ZM31 91L32 92H36V93L39 92V93H37V95L38 94H41L44 97V99H43V97L41 95H40L41 98L40 97H37V98H39V100H42L41 103H37L36 104V103L30 102L31 103L30 104L28 102V100H29V95L28 94ZM75 91L76 92H79L78 93L79 95L77 93L75 94ZM61 92H62L63 95L66 94L65 95L66 98L63 97V95L61 94ZM71 92H72V95L73 96L70 95ZM81 92H83V93H81ZM88 93L90 94L89 97H88ZM81 95L83 97H85L84 100L82 99V96ZM69 96L70 97L72 96V97L70 98ZM13 97L15 98V101H14V98ZM67 97L69 98V101H68V98ZM77 97L78 98H81V99L80 100H78V99L76 100ZM212 97L215 99L214 102L216 101L215 102V106L216 107L217 106L219 107L220 106L219 101H220L221 98L219 99L218 97L216 98L215 96H212ZM3 98H5V99H3ZM7 98H8V100H7ZM72 98H74V99H72ZM91 98L93 100H90ZM70 99H72V100H70ZM223 99L224 98H222V102L221 103L223 105H225L223 103ZM43 100H44V102H43ZM74 100H76V101H74ZM29 101H32V100H29ZM92 101L93 102H96L97 101V102L96 103H92ZM105 101H107V100H105ZM8 102H10V104ZM79 102H81L80 104H82V102H85V104H88L89 103L88 105L89 106L91 105L93 107V109H95V111H96V108L98 107L97 108V111L95 112L94 110H92L94 112L93 113L91 110H88L89 111L88 112V111H86L87 109H85V111H84V109H82V112H78V111H81L79 108L83 106V105L82 106H79ZM32 103L34 105H32ZM74 103L78 104V107ZM55 104H57V107H56ZM73 104H74L75 107L73 106ZM93 104H94V106H93ZM105 104H107V105L109 104L108 107H107V105L105 106ZM39 105H40V108H38ZM44 105H45V107L46 106L48 107V110L49 111H52V113L50 112L51 118L48 119V120L45 118V114L42 113V112L47 111L46 108L43 107ZM32 106H33L34 109L38 108L39 111L41 110L40 117H41V115H43L44 117L43 118L42 117L41 118L40 117L38 118L37 117L38 116V113L37 112L35 113L37 116H35V115L33 116L32 115L33 113H31V115H32L31 116L30 115V110L33 109ZM71 106H73V108H74L75 111L72 110L73 108ZM91 106L88 107V108L89 109L90 108L92 109ZM100 106H102V109H101ZM53 107H54V109H53ZM75 108H77L78 110L75 109ZM223 108L224 107H222V109ZM237 108L238 109H241V110L248 111V112H244L245 114H242V113H239V112L236 113L235 111H238ZM21 110H22V112H20ZM25 110H28V111H25ZM102 111H103V113H102ZM83 112H85V114ZM104 112H105V114H104ZM7 114L10 117L9 121H8V119L5 118L7 116ZM21 114H22V116H21ZM113 114H114V116L115 115L118 116L117 113L116 114L113 113ZM176 114L179 115L178 113H176ZM3 115H5V117ZM19 115L22 118L19 117ZM177 115L174 114V116H172V117H176ZM215 115L218 118L217 114H215ZM224 115H226V116L224 117ZM25 117L26 118H29L30 117L31 120L29 121ZM129 117H128V119H130ZM172 117H169V121L171 120L170 121L171 123H167L168 118L166 116L167 120H166V123L165 124L167 126H168V124H171V126H172V123L173 124L176 123L175 121H176L177 117L176 118H172ZM216 117L214 116V120H216L215 119ZM2 118H5L6 120L5 119L3 120ZM23 118L25 119V121H24ZM178 118H180V120L181 119H184V118H182V115H181V117L179 116ZM41 119H43V120L46 119V121H45L46 123L43 122ZM220 119L221 118H218V121ZM223 119H221L220 121H222ZM53 120H54V122H53ZM172 120H173V122H172ZM113 121L116 122V123L119 121L118 122L119 124H116V123L114 124ZM163 121H164V119H163ZM121 122H122V124H121L122 126L120 125ZM40 123H42V124H40ZM43 123H45V125H47L48 127H46L45 125L43 126ZM178 123L180 124L181 122L180 121L177 122V125H176V129L177 130L180 129V127L178 126L179 125ZM184 123H185V121H184ZM221 123H223V122H221ZM30 124H32V126ZM52 124H53V126H51ZM64 124H65V128H66L65 130H63V131L57 130V129H59V127L61 125L63 127ZM67 124L68 125H71V126L73 125V126L67 129V127H66V126H68ZM224 124H226V123L224 122ZM56 125L57 126L59 125L58 128H57ZM90 125H92V126H90ZM127 125H128V128H126ZM133 125H135V124H133ZM181 125L184 126L183 123ZM218 125H222L223 126V124H218ZM38 126L40 127V129H39ZM164 126L163 127L161 126L163 128V130H164ZM169 126H168L167 130L170 128ZM41 127H42V129H41ZM161 127H160V129H161ZM219 127L220 126H218L216 128L214 127V129H217ZM224 127H223V129L222 128L219 129V130L223 131L221 133V135H225L226 134V133H224L225 132L224 131ZM173 128H174V126H173ZM176 129L174 130L175 132L173 131V129L171 131V134L173 132L175 133V134L174 133L172 134V136H173V139H171L172 142H173V140L174 141L176 140L175 139V136L176 137L177 136H180L181 138L179 137V140H181V141H184L185 140L184 143L187 142V144L184 145V148L183 147L180 148L179 145H180V142L181 141H179V144H178V141H176V142H173V146L172 147L168 148L169 146H171L172 142L170 140H167L165 142L170 141V143L168 144L169 146L165 144V146H168V147H167V150H166L165 149V146H164V149L166 150V153L169 151V153H171V155L174 154V155H172L173 157L176 156V155H180L179 157H181V158L183 157L182 158L183 160L189 161L188 158H190V157H188L187 159H185L187 157L186 155H185V157L184 156H181L182 154L184 155L186 153V151H188V149H189V143H190V140L191 139H190V137H189V139L187 137V136H190L189 133H188V135H186L187 132H188L187 131L188 129H186V126H185V129L184 130H186V132L185 131H182V129H180V130L185 133V136L187 137V139H188L189 142L186 140L184 134H183L184 138L182 140V134H180V130H179V132H177ZM115 130H117L118 133ZM0 131H1V129H0ZM94 131H96V132H94ZM121 131H122V133H121ZM161 132H163V131H161ZM169 132H170V129H169ZM115 133H116V135H115ZM5 134H6V132L4 133V135ZM139 134L142 135L141 134V131H140ZM140 135H139V137H140ZM217 135L219 136V137H217V139L220 138V131H219V134H217ZM139 137H138V139H140ZM29 139L32 140V142H28V141H30ZM138 139H137V142H139V146H141L142 144L140 145V141H142V140H139L138 141ZM142 139H143V136H142ZM217 139L214 140V137H212V139H211V143H212L213 140H214V142H216V144H214V146L216 145V147H217ZM220 140H222V138L219 139V141ZM123 142L125 144H123ZM144 142H143V144H144ZM134 143H135V147H137V148H134V145L131 147V145L134 144ZM174 143H175V145H174ZM23 144H25V145L26 144H29V146L27 148V149L30 150L29 153H32L33 151H37V150H38L39 154L41 153L40 156H39L40 158L39 157H38V159H36L35 157H34L35 159L33 158L32 163L34 162L35 165L31 163L32 165H34L35 168L36 167L39 168V165L42 166L43 163H44V166L46 165L45 168L43 166L44 169L40 166V168L43 169L42 171H41V169L39 170L40 173H41L40 175H44V177L47 176L46 179L47 180L50 179L52 181H54V180L57 181V178L59 179L60 176H62V177L65 176L64 178H66L67 180H65L64 178L62 179V180H64V182L66 181L64 183L65 185L64 184H61V186H62L61 187L58 183H57V185H56V183L50 185L51 183L49 184V182L47 180H44L41 183L38 182V181H36L35 178L32 177L33 176L32 174L35 173V171H36V170L34 171L35 168L30 164V162L28 163V160H30L29 157L27 155H25L24 152H21L22 150H26L25 145H23ZM126 144H127V147H126ZM110 145H112V146H110ZM124 145H125V147H124ZM218 145H219V143H218ZM99 146H102V148L99 147ZM114 146L117 147V148H115ZM113 147H114V150H113ZM217 148H215V149H217ZM123 149H121V150L123 151V153H125ZM110 150H112V151H110ZM158 150H160V149H158ZM20 152H21V156L19 154ZM89 152L90 153H92V152L94 153L95 152L96 154H98V156L101 157L102 160L99 159V161H98V159H97L98 157H97L96 159L92 158L93 160H91V162H90V159L91 158L88 157ZM163 152L161 154V152L159 151V154H161L162 156L165 155V158L166 159H167V157L171 156L169 153H168L169 155L166 156V153L163 154ZM188 152H190V150ZM23 153H24V155H23ZM129 153H128V156L130 155ZM138 153H139V155L141 157L142 155L140 154L139 148H138V152L136 154H134V155L132 154L130 156L131 159L133 158V156L135 157V159H136V157L138 158L139 157ZM136 155H138V156H136ZM187 155H188V153H187ZM27 157H28V160H27ZM86 157H87V161H86ZM14 158H16V159H14ZM81 158H83V159H81ZM175 158L176 157H174V159H172V160H174L173 162H175ZM24 159L26 161H24ZM176 159L178 160V158H176ZM221 159H224V158L222 157ZM231 159H232V157H231ZM45 160L47 161L46 163H45ZM96 160H97L98 163H100L102 161L99 164V167L100 168H98V166H97L98 164L96 163ZM140 161H141V158H140L139 162ZM178 161H180V159ZM221 161H223V160H221ZM25 162L27 164H29V165L26 164V166H25V164H24ZM128 162H130V161H128ZM39 163H41V164H39ZM48 163H51V164H48ZM125 165H127V163ZM28 166H30V168H29V170L27 172ZM62 166H63V168H62ZM120 166H121V163H120ZM120 166H119V164L117 165V167L119 168L118 171H123V169L121 168V167H123V165L121 167ZM31 167H33V169ZM46 167L48 169H50V170H48ZM95 167H96V169H94ZM11 168H12V170H11ZM30 170H31V172H30ZM125 170H126V168H125ZM95 171L97 173L98 172L100 173V172L103 171L102 172L103 175H102V173H101V175L103 176V179L104 180L103 179H100V181L99 180L97 181V179H95L94 176L97 177L99 175H97V174L95 175ZM46 172L48 174H46ZM61 172H62V174H61ZM19 173H25V174H27V175L24 174L25 176H27L26 179H30V180H28V183L30 181V184H31V187H29L30 189L28 188L29 191L28 190H25V189L23 191V187L21 185L22 182H21V180H19L21 178V176H20V178H18L19 177ZM89 173H91V174H89ZM73 174H74L75 177L73 176ZM57 175H58V177H57ZM92 175H94V176H92ZM112 175L115 178H117L116 177L117 175L116 176H115V174H112ZM52 176H54V177H52ZM89 177H91V178H89ZM32 178H34V181H33ZM89 179H90V183L91 184L89 183ZM92 179H93V182L94 183L92 182ZM116 180H118V178ZM19 181L21 182L20 184H19ZM24 181L26 182L27 180H24ZM3 183L5 184V179H4ZM1 184H2V182H1ZM1 184H0V187L2 186ZM30 184H29V186H30ZM88 184H89V186H88ZM42 185H43V187H46L47 189L48 188L49 189L48 190L46 189L45 190L46 192L44 191L45 193L44 192L42 194L40 193V195L41 196L43 195L42 197H44V198L43 199L41 198V201H38V202H41V203L38 204L37 201L35 203V199H36L35 198V194L37 195V191L35 189H36L37 186H39V188L41 189ZM70 185L73 186V188ZM17 186H18L19 190H20V187H21V190L23 192L22 191H20V192L22 194H20V192H16ZM49 186H51V188L53 186L54 190L52 188V191H51ZM67 186H68V189H67ZM32 187H33V190L36 191L35 194H32L35 191L30 192ZM78 187H79V189H78ZM83 187H84V189H83ZM18 188H17V190H18ZM58 188H59V190H58ZM129 188H132V187L130 186ZM134 188H136V187H134ZM0 192L1 193H4V192H2V190ZM64 192H65V194H64ZM84 192H85V194H84ZM57 194H58V197L56 196ZM61 194H63V195L61 196ZM32 195H33V198H32ZM29 196H30V198H28ZM26 200L28 201V203L25 202ZM42 200H43V202H42ZM60 200H61L62 203L60 202ZM67 200H69V202H67ZM45 202H48V203H45ZM14 203H17V204L18 203H21V204L17 205V204H14ZM58 204H59V206H57L58 207L57 208L56 205H58ZM28 205H30V206H28ZM12 206H13V208L11 210V207ZM32 206L34 207L33 211H32ZM44 206L45 207L48 206V209L45 208ZM65 207L66 208L69 207L68 208L69 210L68 209H65ZM25 208L28 211H29V209H31L30 212L27 211L28 212L27 213L24 210ZM43 208H45V210ZM89 209L92 210L91 213L87 211ZM45 212H47V213H45ZM87 212H88V214H87ZM50 213L52 215H49ZM78 213H79V215H78ZM83 213L85 214L84 215L85 217H83L81 219ZM92 213L94 214V217L96 216L95 217L96 221L94 220ZM100 214H101V216H100ZM29 215H31V216H29ZM38 215H41V216L38 217ZM70 215H71L72 219H71ZM80 215H81V217H80ZM46 216H48V217H46ZM52 218H54V219H52ZM56 218L57 219L60 218L59 219V222H60V226H61V227H59L57 229L54 227L55 226V223H56L55 221H57ZM260 218L264 221V215H262L261 217L257 218V220L258 221L260 220V222H261V219ZM73 219H75V220H73ZM98 219H100V220L97 222ZM32 220H31V222H34V220L33 221ZM92 220L95 221V223ZM254 220L257 223L256 219H254ZM260 222H259V225L262 224V222L261 223ZM100 223L103 226L100 225ZM98 224L100 226H102V228L100 226H98ZM79 225H81L80 228H79ZM261 226H262V228L264 227L263 224ZM51 228H53V229H51ZM257 228H258V226H257ZM259 229H261L260 226H259ZM259 229L257 231H259ZM260 231H262V229ZM28 232H29V234H28L29 237L31 235L33 236L34 229L31 230V233H32L31 235H30V230H28ZM44 233H46V232H44ZM98 233H99V235L103 236L102 238L107 237L108 239L107 240L106 239L105 240L99 239L98 238V235H97ZM262 233H263V231L261 232V235L262 236L260 235L261 236L260 239L263 237V234ZM45 235L46 234H44V237H45ZM59 236H61V237H59ZM35 237H37V234H35V236H33L32 239L29 240L30 241L29 243H26V240H22L21 243H20V241H18L17 239L15 240L14 238L13 239L11 238V241L9 242V244L11 246L9 248L11 249L13 247L12 248V250L14 249L13 252L16 251L15 244H14V246L12 245V242L14 240L16 242V245L18 244V249H20L19 251H21L23 249H26L25 251H27L28 244H29V247L31 246L32 248L35 245V242L36 241L34 243H31ZM57 237L61 238L62 240L59 239V238L57 240L56 239ZM65 239H67V241ZM35 240H39V239H36L35 238ZM49 240L51 241V239H49ZM49 240H47V241H49ZM261 240H263V239H261ZM23 241H24V243H23ZM22 243L24 245H21ZM99 244L102 246V248H100V249H98V245ZM22 246L24 247L23 249H21ZM0 247H4V245H2ZM60 250L58 252H60ZM23 251L21 253H23V255L25 257H27V260H29L28 257H30L29 256V253L30 252L28 253V256H27V252L25 253V251L24 252ZM17 252H18V250H17ZM18 253H20V252H18ZM51 253H50V255H51ZM56 253H54V254H56ZM63 256H65V257H63ZM32 257H33V255H31V257H30L31 258V260H30L31 262L34 261L33 260L34 257H33V259H32ZM42 257L43 256H41L39 258V260L42 259ZM48 257L49 256H46V258L48 260L46 259L45 264H47V261L49 263V261L52 260V258L50 260V258H48ZM19 260L20 261H23L22 259H18V262H19ZM36 260H38V258H36L35 261ZM43 260L44 259H42L41 262H43ZM55 261H57V260H55ZM68 261H66V262H68ZM57 262H55V263L56 264H59ZM19 263H21V262H19ZM52 263L54 264V262H52ZM63 264H65V260H63Z\"/></svg>",
    "mask_w": 264,
    "mask_h": 264
},
{
    "label": "built area",
    "instance_id": "obj_3",
    "mask_svg": "<svg viewBox=\"0 0 264 264\" xmlns=\"http://www.w3.org/2000/svg\"><path fill=\"white\" fill-rule=\"evenodd\" d=\"M5 254H3L2 256H4ZM6 260H0V263L1 264H10L11 263V261L9 260V258H5Z\"/></svg>",
    "mask_w": 264,
    "mask_h": 264
}]
</instances>
